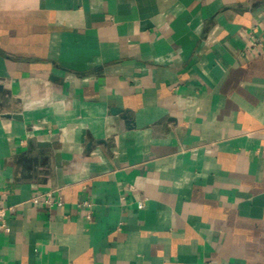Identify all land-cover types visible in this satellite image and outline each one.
<instances>
[{"label": "crops", "instance_id": "obj_1", "mask_svg": "<svg viewBox=\"0 0 264 264\" xmlns=\"http://www.w3.org/2000/svg\"><path fill=\"white\" fill-rule=\"evenodd\" d=\"M0 86V264H264V0H0Z\"/></svg>", "mask_w": 264, "mask_h": 264}, {"label": "built area", "instance_id": "obj_2", "mask_svg": "<svg viewBox=\"0 0 264 264\" xmlns=\"http://www.w3.org/2000/svg\"><path fill=\"white\" fill-rule=\"evenodd\" d=\"M259 47H262V43H258ZM30 202L34 204H39V203H46L48 205H61L62 200L60 197H53V193L51 191H46L42 193H38L31 197ZM85 205H89V203L85 202ZM9 207L2 206L0 207V231L5 230L8 226V221H7V213H8Z\"/></svg>", "mask_w": 264, "mask_h": 264}, {"label": "water", "instance_id": "obj_3", "mask_svg": "<svg viewBox=\"0 0 264 264\" xmlns=\"http://www.w3.org/2000/svg\"><path fill=\"white\" fill-rule=\"evenodd\" d=\"M0 88H1V86H0ZM4 116H6V117H18L16 115V112L5 113ZM47 144L50 145V143H46V145Z\"/></svg>", "mask_w": 264, "mask_h": 264}]
</instances>
